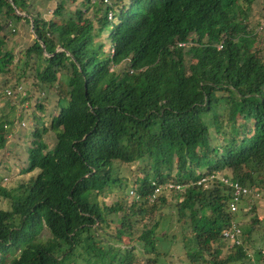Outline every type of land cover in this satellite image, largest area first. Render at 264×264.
<instances>
[{
  "label": "trees",
  "instance_id": "obj_1",
  "mask_svg": "<svg viewBox=\"0 0 264 264\" xmlns=\"http://www.w3.org/2000/svg\"><path fill=\"white\" fill-rule=\"evenodd\" d=\"M258 1L85 0L75 17L61 3L44 20L30 0H0V76L12 74L16 54L4 33L14 21L31 23L36 37L19 53L15 77H25L34 58L38 86L57 96L44 131L55 133L53 147L36 130L24 170L36 173L0 186L9 202L0 210L6 264H136L140 257L172 264L158 244L173 239L157 230L174 201L178 222L192 235L184 238L185 248L193 247L189 264H253L248 251L257 228L264 239L257 217L240 224L243 246L221 254L240 205L255 206L264 191V20L250 19H264ZM39 108L44 112L41 101ZM136 162L143 176L130 188L116 168ZM218 173L252 191L234 214L233 189ZM204 177L207 187L198 185ZM117 192L122 200L108 206L105 199ZM252 253L262 257L260 249Z\"/></svg>",
  "mask_w": 264,
  "mask_h": 264
},
{
  "label": "rangeland",
  "instance_id": "obj_2",
  "mask_svg": "<svg viewBox=\"0 0 264 264\" xmlns=\"http://www.w3.org/2000/svg\"><path fill=\"white\" fill-rule=\"evenodd\" d=\"M84 1L85 0H76L75 2L72 0H30V10L33 14H39L44 20H49L53 17L56 7L59 4L64 3L65 11L63 13L75 17L74 11L76 7L85 8V6L82 5ZM258 3V9L264 11V6L260 4V0ZM246 8H248V6H246ZM19 14L26 16V13ZM262 18L263 16H259L258 13H251L250 16V19H253V21L257 20L261 22L264 20ZM12 24V27L4 33L7 37V48L13 49L16 53L13 60L12 74L0 76V123L4 120L5 122L7 121L5 125H7L6 128L8 129L6 145L0 150V186L8 188L15 187L19 182L26 181L30 177V173L22 172V168L24 167L23 164H25L27 168L29 167V163L27 162V148L30 147L32 142L36 139V136L34 135L36 130L39 129L42 134V139L53 147V144L56 141L55 133L52 130L47 132L44 131L50 125L52 115H54L57 108V96H52L47 87L38 86L37 80L34 79L36 59L33 58L34 60H31L26 69L25 77H15V75L18 76L22 72L21 68H17L21 64L19 53L31 46L36 36L33 33L31 23L14 21ZM262 54L264 55V53ZM62 75L63 78L68 79L69 71L64 70ZM16 85L20 86H18V89L15 91L7 89L9 86L13 88L16 87ZM26 91H28V96H31V98H27L28 100L23 99L27 96ZM39 101L43 102L44 112L39 108ZM4 115L5 118H3ZM223 125H226V123L223 122ZM24 159L25 162L23 163L22 161H24ZM142 167L143 165L141 162H136L132 165L118 163L116 173L119 174L120 177L129 180L130 188H135V181L138 177L143 176L141 170ZM217 175L219 177L218 179L226 180V176L222 175V173H218ZM204 186L207 187L208 183H204ZM167 188L169 187L167 186ZM131 190L132 189L129 190L128 196H130ZM258 192L260 193H258L260 198L255 201V206H253L254 204H248L245 206H243V204L240 205L242 210L236 215L239 217V224L243 226L245 224H251L256 217L260 221H264V191ZM167 194L170 196V192ZM121 195L120 192L109 194L105 199V203L108 206H111L117 201L122 200ZM125 198L126 201H130V198L127 199L126 196ZM175 205L176 201L172 203V214L166 221L163 220L161 222L159 229L157 230V234L160 237L167 235L168 239L173 240H163L158 244V249L169 254L167 260L172 264H189L186 253L193 247L190 246L187 250L185 248L184 238L192 235L189 233V227L183 226L178 222ZM247 207H251L252 209L250 208L249 210ZM4 209H9V202L0 196V210ZM241 215H243L242 219L240 218ZM257 229V234H254L253 236L255 237L254 240H256V242L254 241L256 245L255 249L249 248L248 252L255 257L257 262L264 264V258L257 257V253L256 255L252 253L253 250H264V245H261V243H264V239L260 237L263 233L259 230H263V228L261 227ZM229 249L230 244L227 242L226 246L222 249V258L227 257ZM248 262L249 261L244 263L239 262L236 264H249ZM0 264H6V262L3 261L2 256H0ZM136 264H146V262L144 258L140 257Z\"/></svg>",
  "mask_w": 264,
  "mask_h": 264
},
{
  "label": "built area",
  "instance_id": "obj_3",
  "mask_svg": "<svg viewBox=\"0 0 264 264\" xmlns=\"http://www.w3.org/2000/svg\"><path fill=\"white\" fill-rule=\"evenodd\" d=\"M179 45L185 46V44H183V43H181ZM219 48H221V47H219ZM212 178H213V176H212ZM215 178L218 179L219 178L218 175H216ZM208 180H209V178L204 177L198 182V185H204V183H207ZM220 180H221V182H223L224 184H227L228 186H230L233 189V201L230 204V209H231V212L234 214L239 209V203L241 201V198L249 195L250 193H252V191H251V189H249L247 187H243L238 182L231 181L227 177H226V180H224V179H220ZM167 186L169 188L173 187L172 185H167ZM162 189L163 188H161V186H158L155 189L154 194L148 197V201L153 203L155 201V198L157 197L158 193ZM130 198H134V199H136V201H139L141 199L139 197V195L134 190H131ZM223 237L230 244V248L243 246L244 242L242 240V229L240 227V224L236 221H232L231 226L223 232ZM249 257L251 260H253V258L250 254H249ZM262 257L264 258V250L262 251ZM258 264H262V263L260 262Z\"/></svg>",
  "mask_w": 264,
  "mask_h": 264
},
{
  "label": "crops",
  "instance_id": "obj_4",
  "mask_svg": "<svg viewBox=\"0 0 264 264\" xmlns=\"http://www.w3.org/2000/svg\"><path fill=\"white\" fill-rule=\"evenodd\" d=\"M23 165H24V167L22 168V172H24V170L27 169V166H25V164H23ZM28 166H29V164H28ZM35 173H36V172H32V173H30V175H31V174H35ZM250 255H251V254H250ZM251 256H252V255H251ZM252 258H253V260H251V262H252L253 264H258V263H260V262H257V261H256L255 257L252 256ZM261 258H263V257H261Z\"/></svg>",
  "mask_w": 264,
  "mask_h": 264
},
{
  "label": "clouds",
  "instance_id": "obj_5",
  "mask_svg": "<svg viewBox=\"0 0 264 264\" xmlns=\"http://www.w3.org/2000/svg\"><path fill=\"white\" fill-rule=\"evenodd\" d=\"M262 30H264V23H263V25L260 27ZM219 47H221L222 48V45H218V49H221V48H219Z\"/></svg>",
  "mask_w": 264,
  "mask_h": 264
},
{
  "label": "bare ground",
  "instance_id": "obj_6",
  "mask_svg": "<svg viewBox=\"0 0 264 264\" xmlns=\"http://www.w3.org/2000/svg\"><path fill=\"white\" fill-rule=\"evenodd\" d=\"M259 2V1H258ZM259 4V3H258ZM260 26V25H259ZM261 27V26H260ZM261 29V28H260Z\"/></svg>",
  "mask_w": 264,
  "mask_h": 264
}]
</instances>
